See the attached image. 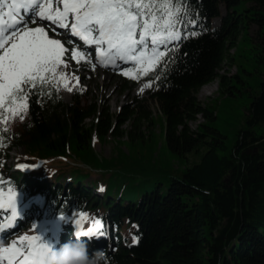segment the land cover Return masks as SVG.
I'll use <instances>...</instances> for the list:
<instances>
[{"label":"trees","instance_id":"trees-1","mask_svg":"<svg viewBox=\"0 0 264 264\" xmlns=\"http://www.w3.org/2000/svg\"><path fill=\"white\" fill-rule=\"evenodd\" d=\"M242 1L248 7L240 10ZM186 3L189 18L196 20L188 31L201 35L182 40L179 51L169 54L175 62L162 71L139 80L118 77L124 91L152 80L147 96L135 97L117 113L86 92L71 104L56 91L31 97L24 119L5 125L0 171L29 201L44 198L42 205L33 202L32 219L94 212L110 230L113 247L106 248L102 240L90 251L105 250L109 264H264V79L256 68L264 69V0ZM216 18L221 19L218 27ZM180 30L183 35V25ZM247 41L258 74L242 70L260 79L254 92L241 72L229 76L236 66L232 51ZM156 74L159 79L153 78ZM216 80L225 98L250 88L245 125L233 142L215 126L218 102L203 106L198 99L200 90ZM151 103L164 121L166 150L185 161L183 169L136 157L105 158L95 151V139L150 145L156 123ZM199 117L204 122L194 130L191 123ZM12 147L51 160L55 168L10 174ZM96 172L100 177L87 183ZM101 187L104 197L96 193ZM130 234L139 237L138 244Z\"/></svg>","mask_w":264,"mask_h":264},{"label":"snow or ice","instance_id":"snow-or-ice-1","mask_svg":"<svg viewBox=\"0 0 264 264\" xmlns=\"http://www.w3.org/2000/svg\"><path fill=\"white\" fill-rule=\"evenodd\" d=\"M189 12L186 0H0V147L8 132L5 125L24 119L31 97H50L59 85L71 92L72 80L79 86L80 77L65 71L72 64L93 71L97 66L112 68L139 80L174 63L169 54L179 51L181 41L201 35L188 31L189 25L196 27ZM31 167L37 166L18 164L21 170ZM17 197V187L0 178V210H10L0 221V232L16 225ZM73 217L76 238L105 236L100 219L83 212ZM86 223L91 226L86 228ZM35 228L34 224V232ZM13 236L7 243L0 240V264H43L50 246L40 235ZM138 243L133 235V244Z\"/></svg>","mask_w":264,"mask_h":264},{"label":"rangeland","instance_id":"rangeland-1","mask_svg":"<svg viewBox=\"0 0 264 264\" xmlns=\"http://www.w3.org/2000/svg\"><path fill=\"white\" fill-rule=\"evenodd\" d=\"M247 7L248 6L245 4V1H242L238 9H246ZM225 13V8L222 7V14L224 15ZM220 21V18L214 19V26H219ZM250 33L251 35L255 34L254 27L250 28ZM68 47H71V45H68ZM250 50L251 48L249 46V41H247L246 43H240L238 50L232 51L233 57H235L236 66L231 69V74L229 76H234L241 72V76L244 79V82H246L245 84L249 87H252L251 90L254 92L258 91L259 89L257 83L260 81V79L252 78L242 70L243 68L245 70L248 69V72L255 74V76L258 74V72L253 70L255 69V64L253 63V55ZM93 61L95 62V58H93ZM256 68H258V70H261L264 79V69L260 66H257ZM66 72L69 76L73 74L79 76L80 83L79 86H75V81H70V83L72 82L71 87H73V90L70 92V97L63 98L62 96V99L65 104H71L72 98L75 97V95L81 89H84L89 94V98L91 100H99L104 103L107 107H109L113 113H117L122 107L130 104L135 97L147 96L146 93L151 88H146V90H143V92L139 91L138 88L142 83H144L142 82L136 86L129 85L131 88L124 91L122 83L118 79L119 75H121L118 70H103L100 69L98 66L93 71L85 65L76 66L72 64L70 69H67ZM145 83L148 84V82ZM237 86L241 88L239 84H237ZM249 87H245L244 89H242V91L236 90L235 93L237 97L225 98L224 96L219 95V80H216L215 82L204 86L198 94V99L203 106H207V104H211L215 101L218 102V120L216 121L215 126L229 138L230 142H233L237 131L245 125V114L248 111L247 107L251 101V98L248 95L250 92ZM151 107L152 109H154V118L156 123L153 129L155 135L150 145L131 146L127 142H115V140L111 138H108L106 141L100 142L95 139V151L105 158H110L113 155L134 158L136 157L137 159L145 161L146 164L149 165L152 164L158 167H170L173 170L183 169L185 167V161L174 158L166 150L165 139L163 134L164 121L162 115L160 112L157 111L155 104L151 103ZM203 122L204 119L202 117H199L197 122L191 123V126L194 130H196L197 126ZM123 127L127 128L128 126L126 124ZM10 158L12 165L14 161L17 160V163L19 162L18 164L37 166L31 167L27 170H22L25 172L37 169L41 164H43L42 161H40L35 156L28 154V152L23 149L13 150V152H11L10 154ZM67 165L68 164H66L65 166ZM13 166L16 170H21L18 168V166H16V164ZM44 167H48L49 169L55 168V166L50 164L49 162H47ZM100 175V172H96L91 176L87 183H92L94 180L98 179ZM27 207L28 206L24 204L23 201H20L18 204V212H22L24 214ZM86 214L90 217H95L98 219V217L94 213L87 212ZM4 219L6 218H0V221ZM73 219L74 217L64 216V218L59 217L53 222H27L26 227L23 230L15 231V233L16 236L24 234H35V232L38 231L39 228H41L40 226L46 227V232L41 236L42 241L47 243L49 246L51 244L54 247L58 245V247L60 248L63 244L68 242V238L65 237V233L67 231L66 228L70 225L73 227L75 226V224L73 223ZM34 224L36 225L35 232L33 231ZM86 225L91 226L90 223H86ZM13 233L5 237L4 241H6V243L10 242L11 239L16 238L15 236H13ZM59 235L60 237H58ZM130 239L132 240V236H130ZM109 245H111V243H109Z\"/></svg>","mask_w":264,"mask_h":264},{"label":"clouds","instance_id":"clouds-1","mask_svg":"<svg viewBox=\"0 0 264 264\" xmlns=\"http://www.w3.org/2000/svg\"><path fill=\"white\" fill-rule=\"evenodd\" d=\"M43 264H109L105 250H96L89 255L88 241L70 240L58 250L50 247L45 252Z\"/></svg>","mask_w":264,"mask_h":264},{"label":"bare ground","instance_id":"bare-ground-1","mask_svg":"<svg viewBox=\"0 0 264 264\" xmlns=\"http://www.w3.org/2000/svg\"><path fill=\"white\" fill-rule=\"evenodd\" d=\"M70 69V68H69ZM229 73H230V71H229ZM146 83L144 82V83H142L141 85H140V87L138 88V90L140 91L142 88L144 89V90H146V88L144 87V85H145ZM62 96H63V98H68V97H70V92L69 91H67L62 85H59V91H58ZM140 93V92H139ZM40 229V228H39Z\"/></svg>","mask_w":264,"mask_h":264}]
</instances>
